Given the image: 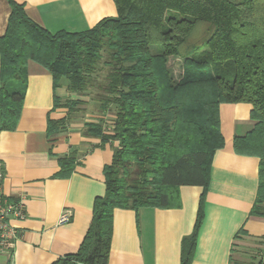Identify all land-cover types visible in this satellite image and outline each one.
<instances>
[{
	"label": "trees",
	"instance_id": "trees-1",
	"mask_svg": "<svg viewBox=\"0 0 264 264\" xmlns=\"http://www.w3.org/2000/svg\"><path fill=\"white\" fill-rule=\"evenodd\" d=\"M7 1L10 12L0 36V130L16 128L28 60L52 75L54 88L65 80L76 95L89 93L93 74L107 69L97 107L99 114L110 109L113 116L85 122L83 130L101 143L118 142L103 167L105 190L93 200L77 249L50 264H108L115 208L178 207L179 187L197 185L202 191L195 222L181 239L180 264H191L212 157L225 143L222 103L251 104L253 126L233 137V149L259 158L249 214L264 217V0H113L115 16L79 32L54 33L33 21L24 3ZM169 57L180 60L177 76ZM79 102L68 100L66 106L73 113ZM63 123L49 119L48 132ZM59 161L61 175H69L73 158ZM249 264H264V257Z\"/></svg>",
	"mask_w": 264,
	"mask_h": 264
},
{
	"label": "crops",
	"instance_id": "crops-1",
	"mask_svg": "<svg viewBox=\"0 0 264 264\" xmlns=\"http://www.w3.org/2000/svg\"><path fill=\"white\" fill-rule=\"evenodd\" d=\"M16 1L24 3L27 15L52 33L86 30L117 13L113 0ZM9 12L8 1L0 0V36ZM26 69L27 86L16 128L0 130L2 192L21 199L25 212L24 217L12 219L18 239L11 257L0 254V264H50L77 249L91 221L93 200L105 190L103 167L111 162L118 144L101 143L83 133L85 122L105 118L108 112L84 119L77 105L72 113L66 103L80 98L65 80L54 88L52 75L40 64L28 60ZM55 97L60 106L54 107ZM250 109L245 102L220 105L225 143L212 157L191 264H229L230 260L249 264L264 257V217L249 214L259 158L233 149V137L253 126ZM49 119H64V123L50 133ZM63 157L75 162L67 176L61 175ZM201 191L197 185L180 186L178 207L115 208L108 264H180L181 239L192 231ZM64 209L71 219L59 224Z\"/></svg>",
	"mask_w": 264,
	"mask_h": 264
},
{
	"label": "built area",
	"instance_id": "built-area-1",
	"mask_svg": "<svg viewBox=\"0 0 264 264\" xmlns=\"http://www.w3.org/2000/svg\"><path fill=\"white\" fill-rule=\"evenodd\" d=\"M2 161H0V254L12 256L14 242L18 239V234L15 226L12 224V219L24 217V206L21 199L10 198L2 192V180L4 175ZM71 219V214L67 209H64L57 222L67 223Z\"/></svg>",
	"mask_w": 264,
	"mask_h": 264
},
{
	"label": "rangeland",
	"instance_id": "rangeland-1",
	"mask_svg": "<svg viewBox=\"0 0 264 264\" xmlns=\"http://www.w3.org/2000/svg\"><path fill=\"white\" fill-rule=\"evenodd\" d=\"M169 63H170V67L174 71L175 76H177L178 73L180 72V60H178V58H176V57H169ZM106 72H107L106 67H101L99 71H97L93 74L95 83L89 88V90H88L89 93L77 94V96L80 98V102L78 104V111L82 112V114H83L82 117L84 119H87V118L95 119V118H97V117H95V115L100 113V112H98V107H97L99 99H97L96 97L100 94L101 89L99 87V84L103 81V78H104ZM79 105H82V106H79ZM81 107H83V110ZM110 111L111 110L109 109L108 113L110 115L106 116L104 118L105 121H110L111 116H112V113ZM86 113H89L92 115H85ZM98 119H99V117H98ZM107 123H109V122H107Z\"/></svg>",
	"mask_w": 264,
	"mask_h": 264
}]
</instances>
